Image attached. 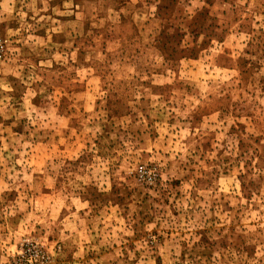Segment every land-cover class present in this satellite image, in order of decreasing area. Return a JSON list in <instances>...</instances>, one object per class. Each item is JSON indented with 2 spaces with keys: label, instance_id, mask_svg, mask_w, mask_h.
Returning <instances> with one entry per match:
<instances>
[{
  "label": "rangeland",
  "instance_id": "1",
  "mask_svg": "<svg viewBox=\"0 0 264 264\" xmlns=\"http://www.w3.org/2000/svg\"><path fill=\"white\" fill-rule=\"evenodd\" d=\"M40 256L264 264V0H0V264Z\"/></svg>",
  "mask_w": 264,
  "mask_h": 264
},
{
  "label": "built area",
  "instance_id": "2",
  "mask_svg": "<svg viewBox=\"0 0 264 264\" xmlns=\"http://www.w3.org/2000/svg\"><path fill=\"white\" fill-rule=\"evenodd\" d=\"M22 251H23V253H21L20 257H22V255L28 254V251H30V250L26 248L25 250H22ZM39 259L41 261L40 264H42L43 263L42 262L43 261L42 256H40Z\"/></svg>",
  "mask_w": 264,
  "mask_h": 264
}]
</instances>
